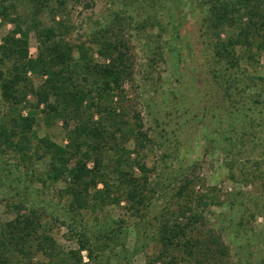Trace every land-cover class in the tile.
Here are the masks:
<instances>
[{"label": "rangeland", "instance_id": "1", "mask_svg": "<svg viewBox=\"0 0 264 264\" xmlns=\"http://www.w3.org/2000/svg\"><path fill=\"white\" fill-rule=\"evenodd\" d=\"M208 2L51 0L38 20L46 27L61 26L65 39L74 46L85 44L96 62L106 61L101 55L103 46L97 41L101 29L110 27L128 42L134 77L125 85L128 96L121 104L125 111L140 114L152 140L148 150L138 154L133 152L132 143L128 145L130 160L145 163L151 170L146 191L149 202L137 212L123 200L119 205L84 211L75 219L66 200L57 196L64 183L42 188L37 179L31 182L23 176L24 168H18L17 159L0 150V224L14 219L16 186L20 184L22 192L25 184H34L27 204L48 212L51 235L60 259L67 264H148L163 250L158 234L162 223L173 221L189 197L197 208L199 197L207 195L213 198L207 201L204 213L208 227L229 246L232 264L260 263L264 254V238L260 237L264 230V183L253 179L252 172L256 161H264V146L253 145L250 140L254 135L264 138V49L259 50L261 39L255 38V61H247L245 56L237 72L218 66L213 48L218 33L210 31L205 22ZM0 4L10 8L11 20L18 18L24 29L30 27L35 10L29 0H0ZM11 20L0 16V45L15 29ZM231 34L232 30L225 29L220 38L226 40ZM37 47L36 34L31 32L29 58L37 55ZM220 69L224 74L217 78L213 70ZM29 77L36 87L43 81L32 74ZM27 100L35 102L32 95ZM6 112L0 90V120ZM43 117H38L35 126L38 137L47 136L65 145L75 122L70 121L67 129L63 119L46 123ZM36 168L43 170L45 165ZM136 173L140 174L138 170ZM185 179L192 184L179 195ZM248 209L256 218H245L238 227L241 214L250 213ZM81 232L93 243L92 259L86 251L79 257L72 255L80 249ZM98 243L103 250H96ZM176 255L178 264L190 263L183 260L184 253L176 251ZM47 262L41 255L34 259L35 264Z\"/></svg>", "mask_w": 264, "mask_h": 264}, {"label": "trees", "instance_id": "2", "mask_svg": "<svg viewBox=\"0 0 264 264\" xmlns=\"http://www.w3.org/2000/svg\"><path fill=\"white\" fill-rule=\"evenodd\" d=\"M29 1L35 14L30 27L25 29L18 18L10 19V8L0 4V16L15 23V29L0 45V90L7 107L0 120L1 152L17 159L18 168H24L23 176L31 182L37 179L42 188L51 189L64 183L57 196L66 200L75 219L84 211H96L113 203L119 205L123 200L140 211L149 202L146 191L151 184V170L145 163L130 160L132 152L128 151V145L132 143L133 152L138 154L148 150L152 140L144 130L140 114L125 111L121 104L128 96L125 85L134 77L128 42L110 27L101 29L97 41L103 46L101 55L106 61L98 63L85 44L74 46L67 41L61 34V26L46 27L38 20L51 0ZM208 4L205 22L210 31L218 33L213 42L215 61L218 66L225 65L227 70L237 72L245 56L247 61H255L252 54L255 38L261 39L259 50L264 49V0H209ZM225 29L232 30V34L223 40L220 34ZM31 32L38 40L34 58H29ZM213 73L220 78L224 71ZM30 74L43 80L39 86L34 85ZM29 95L35 102L27 100ZM40 115H44L46 123L63 119L67 129L70 121L75 122L74 128L67 132L65 145L47 136L38 137L35 126ZM250 143L264 146V138L254 135ZM41 164L45 169L38 170L36 166ZM254 164L253 179L264 183V161ZM190 184L192 181L185 179L178 194L182 195ZM19 185L15 188L18 201L12 204L14 219L0 224V264H35L34 259L40 255L48 259L46 264H67L60 259L51 235L48 212L27 204L34 184H25L23 193ZM212 200L207 195L199 197L198 207L194 208V199L189 197L173 221L165 220L158 233L163 250L148 264H178L176 251L184 253L183 260H189V264H232L229 246L208 227L204 215L207 201ZM248 210L247 215L241 214L238 227L243 226V219L256 218V213ZM260 234L264 238V230ZM79 236L80 249L72 255L79 257L86 251L92 259L93 243L85 232ZM95 248L103 250L99 243ZM259 261L264 264V254Z\"/></svg>", "mask_w": 264, "mask_h": 264}]
</instances>
